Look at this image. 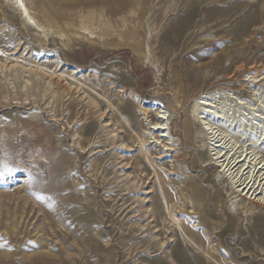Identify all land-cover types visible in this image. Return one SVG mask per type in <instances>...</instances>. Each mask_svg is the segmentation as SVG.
Listing matches in <instances>:
<instances>
[{
    "label": "rangeland",
    "instance_id": "obj_1",
    "mask_svg": "<svg viewBox=\"0 0 264 264\" xmlns=\"http://www.w3.org/2000/svg\"><path fill=\"white\" fill-rule=\"evenodd\" d=\"M17 1L0 264H264V0Z\"/></svg>",
    "mask_w": 264,
    "mask_h": 264
},
{
    "label": "bare ground",
    "instance_id": "obj_2",
    "mask_svg": "<svg viewBox=\"0 0 264 264\" xmlns=\"http://www.w3.org/2000/svg\"><path fill=\"white\" fill-rule=\"evenodd\" d=\"M209 1V0H208ZM222 1V0H221ZM204 2H207V0H204ZM17 3H18V9H19V11L21 12V15L22 16H24V18L28 21V23L31 25V26H33L35 29H37V30H39V31H41L43 28L39 25V23L37 24V22L35 21V19H33L32 18V16H30L29 15V12H28V10H27V8L25 7V5H24V3L22 2V0H18L17 1ZM238 4H241L240 2L238 3ZM257 6L255 5H252L251 6V9H257L256 8ZM262 16V15H261ZM254 79L256 80L257 79V77L255 76L254 77ZM264 80V78L263 79H260V80H258V81H263ZM258 81H255L256 83L258 82ZM211 100H213V99H210V98H208V99H206V97H203V98H198L197 100H196V108H195V110H194V117H195V120L197 121V122H200V121H204V120H206V121H209V120H212V119H215V118H219V116L218 115H216L215 113H217L218 114V112H211L210 110H208V109H212L213 107H211ZM207 101H210L211 103H208ZM200 107H201V109H200ZM198 112V113H197ZM164 115H165V113L164 112H159V115H158V119H160V121L162 120V122H163V118H164ZM213 121V120H212ZM162 122H157V123H155L154 124V126H153V128L151 129L152 131H160V134L158 135V140H162L161 141V144L163 143V140H167V138H168V135H166V131L165 130H167L166 128H165V125L166 124H163ZM204 124V123H203ZM157 140V141H158ZM164 147H166V149L164 150V151H173V150H171V146H172V144L171 145H169V143H168V141L163 145ZM148 157V156H147ZM218 158V157H217ZM149 159V158H148ZM225 161V160H224ZM230 162V161H229ZM234 163H236V161L234 162ZM256 169V168H255ZM223 170V169H222ZM249 176V175H248ZM260 179V178H259ZM255 180V179H254ZM245 181V180H244ZM249 193L248 192H246V195H248ZM252 196V195H251Z\"/></svg>",
    "mask_w": 264,
    "mask_h": 264
}]
</instances>
